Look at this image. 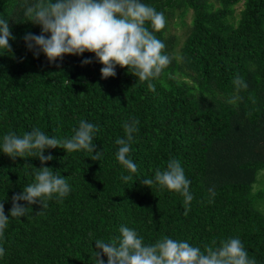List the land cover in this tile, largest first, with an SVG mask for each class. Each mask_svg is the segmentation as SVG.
Wrapping results in <instances>:
<instances>
[{
  "label": "trees",
  "instance_id": "obj_1",
  "mask_svg": "<svg viewBox=\"0 0 264 264\" xmlns=\"http://www.w3.org/2000/svg\"><path fill=\"white\" fill-rule=\"evenodd\" d=\"M166 17L154 33L173 59L154 81L156 91L116 67L103 79L94 54L65 56L50 65L26 47L28 22L23 0H0L15 40L13 54L0 49V202L10 213L13 195L34 182L41 167L35 156L12 159L2 153L3 136L39 128L50 137L70 139L80 120L97 125L100 160L84 150L48 149L47 167L67 178L63 201L24 217L9 218L0 264H95V241L111 242L121 225L137 231L145 244L163 237L187 241L203 251L216 241L239 238L249 258L264 264V193H254L264 172V0H141ZM240 7L239 10L237 8ZM191 13V20L188 16ZM148 27L151 30V25ZM183 29V39L176 29ZM83 59L93 63L82 66ZM239 74L248 88L238 93ZM83 93V94H81ZM234 95L236 103H228ZM139 121L131 159L133 179L116 159L123 125ZM177 159L190 181L193 200L184 215L181 195L158 185L146 187L156 169ZM215 190V196L209 189ZM107 264V257H102Z\"/></svg>",
  "mask_w": 264,
  "mask_h": 264
},
{
  "label": "clouds",
  "instance_id": "obj_2",
  "mask_svg": "<svg viewBox=\"0 0 264 264\" xmlns=\"http://www.w3.org/2000/svg\"><path fill=\"white\" fill-rule=\"evenodd\" d=\"M21 7L28 22L39 25V35L26 33L24 41L34 57L41 53L50 65L57 68L65 56H83L85 52L94 54L102 68L101 77L107 79L116 76V67L127 69L132 76L141 82H147L150 91L155 92L154 81L161 78L165 69L171 64L172 57L164 51L166 45L156 37L166 26V17L155 7L141 0H23ZM151 25V30L148 25ZM15 40L7 19L0 17V49L13 54L10 41ZM82 66L93 63L92 59H83ZM233 84L238 93L247 89L248 84L237 74ZM83 94V93H81ZM240 97L234 95L228 103H236ZM139 121L130 119L123 125L124 137L118 138L119 146L116 159L127 170L128 175L121 174V179L127 183L137 173L138 166L131 159L132 144L135 134L139 131ZM99 131L97 125L80 120L74 135L70 139L50 137L39 128H33L22 136L9 132L3 136L2 153L12 159L17 157L35 156L41 163L36 169L34 182L26 186L22 193L12 196V207L5 214L4 204L0 202V238L5 235L9 218H21L30 207L23 206L39 204L42 209L48 207L52 200L63 201L71 187L67 178L58 171L44 166L52 161L51 154L45 155L48 149L62 148L66 152L84 150L94 153L92 160H100L102 152L96 150L93 142ZM142 184L146 187L158 185L183 197L184 215L190 211L193 200L190 193V181L186 178L181 162L170 158L166 170L156 169L154 179L145 178ZM210 196H215V190L210 188ZM120 236L111 242L96 240L94 251L95 264H257L254 258H249L242 241L239 238L216 241L206 245L202 251L187 241H178L163 237L154 244H145L136 230L121 225ZM5 250L0 247V258Z\"/></svg>",
  "mask_w": 264,
  "mask_h": 264
},
{
  "label": "rangeland",
  "instance_id": "obj_3",
  "mask_svg": "<svg viewBox=\"0 0 264 264\" xmlns=\"http://www.w3.org/2000/svg\"><path fill=\"white\" fill-rule=\"evenodd\" d=\"M240 7L237 8V10H239ZM188 22H190L191 20V13L188 16ZM176 34L180 37V40L183 39V35H184V30L183 29H176L175 30ZM256 192H263L264 193V172H261L258 176V181L257 183L254 185V193Z\"/></svg>",
  "mask_w": 264,
  "mask_h": 264
}]
</instances>
